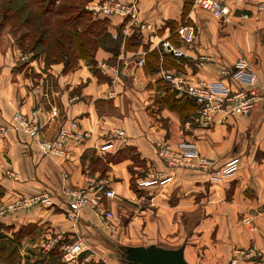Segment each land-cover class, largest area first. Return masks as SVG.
Masks as SVG:
<instances>
[{
	"label": "crops",
	"instance_id": "1",
	"mask_svg": "<svg viewBox=\"0 0 264 264\" xmlns=\"http://www.w3.org/2000/svg\"><path fill=\"white\" fill-rule=\"evenodd\" d=\"M258 1L226 0L235 9L230 24L192 4L186 18L195 27L196 40L188 44L179 35L180 27H162L164 20L183 16L184 0H137L138 20H144L141 47L120 49L115 56L117 74L102 67L103 63L114 65L110 61L114 54L103 48L97 51L94 62L81 59L77 67L65 70L63 62L44 65L42 59L30 60L21 68L26 55L19 44L10 38L0 44V123L16 112L30 113L41 106L44 138L55 137L65 119L77 120L80 131L86 132L82 139L69 142L68 158L42 155L25 133L11 131L0 136V204L12 196L43 192L52 201L27 211L0 215V240L16 244L20 257L10 263L3 251L0 264H55V250L77 238L88 246L83 259L98 260L103 251L98 239L104 225L101 218L85 208L78 220H71L67 215L69 196L62 192L63 186H81L89 175L106 179L116 191L117 197L111 202L113 210L115 200H139L131 187L132 179L159 181L170 177L160 184H169V193L178 200L177 217L184 214L191 221L198 219L196 200H226L227 193H231L234 203L225 208L228 212L218 213L223 208H216L213 215V219L230 224L237 220L228 227L221 244L223 260L225 264H232L234 259L236 264L256 263L254 257L238 252L251 246L264 249V213L256 219L253 229L242 222L243 216L264 207V7ZM110 19L114 33L126 17L115 15ZM165 41L174 44L176 52L159 51ZM155 50L159 51L155 70L139 64L140 59L148 60L147 55ZM167 58L174 61L173 66L167 65ZM241 59L255 71V83L231 76L223 81L233 90L255 91L256 102L250 113L234 117L222 113L213 125L203 126L192 118L183 121L164 101L166 90L158 85V80L184 72L190 78L216 81L223 76V69L235 71ZM29 65L36 75L25 74ZM116 128H122L124 135L117 136ZM185 140L194 142L204 156L214 160L216 168L233 159L237 160V168L220 177L211 170L167 167L157 155V144L176 145ZM107 144L111 146L104 149ZM125 148H133L146 164L133 166L134 175L133 161L128 156L118 160L106 157ZM102 161L107 168L100 171L97 165ZM158 186L138 184L140 189ZM202 191L206 195L199 199ZM208 205L215 208L214 203ZM182 230L183 227L177 238L181 245L188 234L183 235ZM197 230L195 227L190 231L191 241L197 237ZM51 242L52 249H46ZM191 245H186L185 253ZM76 264L87 263L80 260Z\"/></svg>",
	"mask_w": 264,
	"mask_h": 264
},
{
	"label": "built area",
	"instance_id": "2",
	"mask_svg": "<svg viewBox=\"0 0 264 264\" xmlns=\"http://www.w3.org/2000/svg\"><path fill=\"white\" fill-rule=\"evenodd\" d=\"M247 2H256V0H240ZM260 6L264 7V0L258 1ZM196 7L210 12L223 22L230 24L235 15L233 9L226 0H194ZM86 9L103 17L130 16L132 20H138L137 0L124 2L123 0H94L85 5ZM246 16V14H244ZM180 37L188 44L195 42L196 30L191 24L182 25L179 28ZM116 36V35H115ZM166 52H176L174 44L165 41L162 44ZM145 59H140L139 64L144 65ZM104 70L114 74L118 73L116 64L110 65L103 63ZM222 77L216 81H208L206 79L190 78L184 72L177 77H170L173 87L179 96L188 95L198 105L197 114L194 121L203 126H211L216 122L219 114L225 113L226 116H237L248 114L252 110L256 102V93L253 89L233 90L229 83H225L223 79L231 76L237 80L255 83L257 76L255 71L247 66L243 59L239 60L235 71L231 72L229 68L222 70ZM44 109L41 106L34 108L30 113L16 112L11 117L6 118L0 123V136L8 132L25 133L38 145L42 155H58L64 158L69 157L68 144L71 140H80L86 136V132L80 131V124L77 120L65 119L61 124L55 137L47 139L42 136L41 116ZM117 136H123L124 130L116 128ZM111 144L104 147L108 148ZM157 155L159 159L170 168L193 167L197 170L212 171L215 175L224 177L234 172L237 168V160L233 159L225 165L215 168L214 160L204 156L197 148L196 144L191 141H182L176 145L168 142L158 143ZM170 177L156 180H138L140 185H148L153 183H164ZM69 196L68 218L78 220L80 213L85 208L95 211L101 218L104 226L111 229L114 228L116 213L111 207V202L117 197L116 191L110 187L109 182L104 178L87 176L84 184L78 187H62V192ZM52 201L48 193L43 192L31 196H13L0 204V215L15 212L27 211L33 206ZM264 213V207L255 210L253 213L242 217V222L251 229L256 226V219ZM54 243L47 244L46 249H52ZM88 249L86 242L82 238H77L70 242H65L61 246L62 259L67 264H76L80 260L89 261V258L82 259V254ZM238 253L249 255L256 260L255 264H264V249L251 246ZM236 264V259L232 262Z\"/></svg>",
	"mask_w": 264,
	"mask_h": 264
},
{
	"label": "rangeland",
	"instance_id": "3",
	"mask_svg": "<svg viewBox=\"0 0 264 264\" xmlns=\"http://www.w3.org/2000/svg\"><path fill=\"white\" fill-rule=\"evenodd\" d=\"M48 1L49 0H45L42 5L45 6ZM90 1L94 0H78L80 6L86 5ZM62 4H64V0H56L51 8L54 9L56 6H61ZM3 5H5V3L3 0H0V8H2ZM90 12L94 20H103L105 22V26L108 28L109 32H111L110 17H103L102 15L95 14L92 11ZM62 16L65 17L68 15L67 13H64ZM129 19L132 18L127 16L120 25L116 26L117 29L115 32H111L116 35H113L114 38H118L120 49L124 47L131 49L133 48L132 44H138L142 41V26L144 20H133V22L130 23L128 22L130 21ZM1 22L2 21L0 19V23ZM185 24H190V21L186 18V16H182L179 20L172 18L164 20L162 27H169L171 30H174ZM27 30V25L22 26L20 21L13 22L11 20L5 22L4 25H0V44L9 38L19 44V48L26 55L21 68L25 67L27 63L33 59H42L45 63L44 65H48L44 55L36 54L39 49L32 52L29 44H33L34 39L31 36L23 38L21 43H19V38H21ZM139 47H141V45ZM159 51L163 53L165 52L162 44L159 46ZM167 59V65L173 66L172 64H174V61L169 58ZM110 61L116 64L114 56ZM145 61L146 62L144 64H146L148 69H151V66L153 67V65L156 64L152 57L148 60L146 59ZM25 74L31 77L36 75V72L33 67L29 65L25 68ZM163 80L165 81L164 85L170 88V90H175L173 88V83L168 76L163 78ZM122 156H128L132 159L133 164L131 166V172L133 175L136 172V170L133 169V166H146L140 157L136 155L133 148H125L121 154V157ZM106 157L108 160L111 159V156L109 155ZM105 165V161H102L97 165V167H99L98 169L101 171L107 168ZM133 180L134 182L131 183V187L135 191L136 197L139 200H115L116 206L114 212L116 213V219L114 221V228L109 229L104 225L102 226L103 229L101 230L98 239L103 245V251L101 252L98 260L92 261L90 259L91 261H86L87 264H109V262L117 261L139 264L127 260L126 254L130 251H158L160 248L180 252L189 264H225L222 255L223 247L221 244L225 241L226 230L229 226L235 224L237 220L230 224L225 220L213 219V215L214 212L216 213V208H223L218 210V213L228 212L225 208L231 207L234 203V200H231V193H227L225 198L226 200H196L198 219L191 221L189 216L182 214V217H177L175 214L178 200H176V197L173 196L172 193H169V184H159L158 187H145L140 189L138 187L139 182H136L135 178ZM205 195L206 193L202 191L199 195V199ZM209 202H211V204L214 203L215 208L208 205ZM134 218L135 221H132ZM181 227H183V235L188 233L182 245L177 242V238H180ZM195 227L198 229L197 237L191 241L190 231H193ZM13 244L14 243L11 245ZM186 245H191L192 247L185 253L184 250ZM57 252L55 264H67L61 258V252Z\"/></svg>",
	"mask_w": 264,
	"mask_h": 264
},
{
	"label": "trees",
	"instance_id": "4",
	"mask_svg": "<svg viewBox=\"0 0 264 264\" xmlns=\"http://www.w3.org/2000/svg\"><path fill=\"white\" fill-rule=\"evenodd\" d=\"M44 1L3 0L5 5L0 8L2 21L0 25L11 20L20 21L22 26L27 25L28 30L19 38V43L23 38L31 36L34 39L33 44H29L32 52L39 49L36 54L44 55L48 65L53 62H63L65 70L77 67L81 59L94 62L100 48L111 51L114 57L118 56L120 52L118 38H114L109 32L103 20H94L91 12L85 9V5L80 6L78 0H64V4L53 9L51 7L56 0H49L45 6L42 5ZM193 3L194 0H184L183 17ZM64 13L68 16H62ZM141 43L132 44L131 49H138ZM149 57H152L156 63L150 70H155L159 65V51L150 52L147 55V58ZM164 82L163 78L158 80V85L166 90L164 97L166 104L176 110L183 121L188 118L194 119L198 109L196 102L186 94L179 96L176 90H170ZM122 152L111 156L109 160L125 157H121ZM11 244V241L0 240V256L5 251L6 259L10 263H15L20 259L19 252L16 244ZM57 251L61 252L60 256H62L61 248L55 250V254L58 253Z\"/></svg>",
	"mask_w": 264,
	"mask_h": 264
},
{
	"label": "water",
	"instance_id": "5",
	"mask_svg": "<svg viewBox=\"0 0 264 264\" xmlns=\"http://www.w3.org/2000/svg\"><path fill=\"white\" fill-rule=\"evenodd\" d=\"M126 259L139 264H189L180 252L162 248L158 251H130Z\"/></svg>",
	"mask_w": 264,
	"mask_h": 264
}]
</instances>
